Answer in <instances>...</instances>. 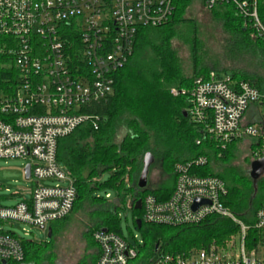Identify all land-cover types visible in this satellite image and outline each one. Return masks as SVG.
<instances>
[{"label": "built area", "instance_id": "built-area-1", "mask_svg": "<svg viewBox=\"0 0 264 264\" xmlns=\"http://www.w3.org/2000/svg\"><path fill=\"white\" fill-rule=\"evenodd\" d=\"M176 0H0V160L31 159L36 186L28 200L0 207V264L21 263L22 239L5 225L26 224L45 230L67 219L78 200L74 180L57 160L58 142L98 119L81 107L109 97L114 75L132 57L137 34L168 22ZM208 9L229 6L264 39L258 0H203ZM174 95L185 94L172 90ZM188 116L206 127L209 138L225 148L249 142L253 160L264 158V90L216 74L198 77L188 94ZM200 144V141L198 142ZM208 163L200 156L173 168L175 184L165 201L146 195L142 220L157 226L199 225L208 218L228 219L236 232L221 242L184 253L158 247L144 254V242L128 241L102 230L93 235L97 264H264V204L253 224L227 208L226 183L201 176ZM50 185H42V182ZM107 198L110 195L106 196ZM196 200L206 201L196 210ZM260 237H250V231Z\"/></svg>", "mask_w": 264, "mask_h": 264}, {"label": "trees", "instance_id": "trees-1", "mask_svg": "<svg viewBox=\"0 0 264 264\" xmlns=\"http://www.w3.org/2000/svg\"><path fill=\"white\" fill-rule=\"evenodd\" d=\"M192 3L193 0H176L174 11L167 23L156 28L139 30L132 57L114 75L113 94L81 107L82 114L98 119V128L92 123H86L58 142L57 160L74 180L78 200L85 198L101 208V223L93 230L94 233L106 229L124 238L119 227L118 209L119 204L125 203L130 193L134 226L141 232L144 249L147 248L150 256L155 254L157 247L175 254L202 248L209 243L223 241L237 230L231 221L219 217H211L199 225L184 227L157 226L143 222L142 210L134 209L136 203L149 194L160 201L169 199L175 184L173 168L176 163H187L206 156L208 163L195 172L201 176H216L226 183L229 194L223 199V203L246 224L254 223L256 213L264 204V186L261 191L256 188L242 191L237 186L227 184L224 176V172L229 171L232 174L235 168H219L217 171L210 167L212 160L215 163L219 161V164L231 160L234 149L240 142H233L222 148L209 138L205 126L192 122L188 116V94L193 82L198 77L211 75L213 71L201 67L197 73L199 75L193 79L185 78L173 45L176 39L181 38L195 43L199 23L186 15ZM201 4L212 19L220 21L232 35L238 50L251 52L258 48L262 52L261 58L264 59V39L251 26L245 25L235 10L229 6L208 9L203 0ZM258 16L264 26V0H258ZM4 41L6 38L0 37V44ZM232 71V79L264 90V77ZM5 77L6 73H0V84ZM174 88L185 94L174 95ZM121 126L126 127V132L122 140L116 143L113 140ZM172 145H177L183 152V159H169ZM147 153H151L159 161L167 181L162 180L156 189L148 187L141 191L137 184ZM106 174H109V178L102 183V177ZM126 179L130 183L128 193L124 189ZM100 189L116 190L121 197L117 201H109L112 198L109 193L106 194L110 195L109 198L93 196ZM137 220L142 222L140 228ZM51 230L53 235V229ZM260 235L255 230L250 231V237ZM22 246L25 253L23 262L8 264H38L43 247L24 240ZM98 258L99 251L91 264H97Z\"/></svg>", "mask_w": 264, "mask_h": 264}, {"label": "rangeland", "instance_id": "rangeland-1", "mask_svg": "<svg viewBox=\"0 0 264 264\" xmlns=\"http://www.w3.org/2000/svg\"><path fill=\"white\" fill-rule=\"evenodd\" d=\"M186 15L196 19L199 24L194 44L183 38L173 42L185 78L193 79L199 75L197 73L201 67L213 70L211 74H216L218 79L223 80L232 76V70L264 77L262 52L258 48L251 52L238 50L232 35L227 32L220 21L212 19L202 7L201 0H193ZM125 128L121 126L117 130L114 142L119 143L122 140L126 132ZM252 141L238 143L234 149V157L227 163L219 164V161L215 163L214 160L210 162V167L216 170L235 168L232 174L229 171L224 172V176L227 184L237 186L242 191L253 188L259 191L264 186V176L258 181L252 180L250 176L251 164L254 161L249 144ZM171 152L170 160L183 159V152L178 149L177 145L171 146ZM158 162L155 161L150 169L148 181L150 189L158 188V183L161 184L162 180L167 181ZM32 164L31 159L0 160V207H13L30 199L36 181L25 178V169ZM108 178L109 174L104 175L102 183ZM50 184V182H42V185ZM129 188L130 183L126 179L124 185L126 193ZM108 193L112 196L109 201H117L121 197L118 191L112 189H100L94 192L93 196L105 198ZM130 202L131 194L128 193L125 203L119 204V227L124 238L133 242L136 236V242L139 243L143 241L142 234L134 226V211L130 207ZM100 209L95 203L82 198L78 200L74 213L67 220L51 224L45 230L19 223L7 224L4 227L6 231L15 233L22 240L43 247L42 257L37 260L38 264H91L99 251L93 237V230L101 223ZM49 228L53 229V235L50 238ZM147 253V248L144 249L142 246L139 260Z\"/></svg>", "mask_w": 264, "mask_h": 264}, {"label": "water", "instance_id": "water-1", "mask_svg": "<svg viewBox=\"0 0 264 264\" xmlns=\"http://www.w3.org/2000/svg\"><path fill=\"white\" fill-rule=\"evenodd\" d=\"M185 116L187 117V114H185ZM155 161H156L155 157L151 153H147L145 155L144 162H143V169H142V172L140 174L138 184H137V187L139 190L144 191L148 189L149 173H150L151 166L155 163ZM30 174H31V168L30 166H27L25 169V178L27 180L30 179ZM250 176L252 180L254 181H258L261 177L264 176V158L254 160L252 162ZM203 204H210V203L206 201L196 200L193 206V209L196 210L198 207H200ZM134 209L141 210V200H139L136 203V206ZM136 223L138 225V228H140L141 223H142L141 220H137ZM103 231L106 232L107 230L103 229ZM48 236L49 238L52 236L51 228H49L48 230ZM3 264H6V261H4Z\"/></svg>", "mask_w": 264, "mask_h": 264}]
</instances>
